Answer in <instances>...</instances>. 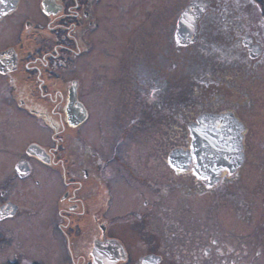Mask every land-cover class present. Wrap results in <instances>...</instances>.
<instances>
[{
	"label": "flooded vegetation",
	"instance_id": "af4514ba",
	"mask_svg": "<svg viewBox=\"0 0 264 264\" xmlns=\"http://www.w3.org/2000/svg\"><path fill=\"white\" fill-rule=\"evenodd\" d=\"M163 1L0 3V35L13 40L0 42V156L10 155L0 158V264L47 263L22 253L25 238L56 264H254L264 252L234 245L242 213L248 221L253 213L239 192L249 126L237 113L251 101L206 71L196 83L204 91L217 83L210 99L193 103L192 88L172 92L192 79L176 81L178 68L197 75L186 55H210L206 20L235 15L215 0ZM247 6L261 31L235 17L231 29L221 24L233 41L212 53L232 80L264 60V0ZM144 18H157L146 31ZM186 18H196L191 36ZM94 96L102 109L109 103L98 117ZM215 103L218 110L209 107ZM227 127L242 135L232 150L218 133ZM48 169L55 175L46 178ZM125 202L130 208L112 215ZM41 225L50 235L33 240ZM135 241L150 249L136 255Z\"/></svg>",
	"mask_w": 264,
	"mask_h": 264
},
{
	"label": "rangeland",
	"instance_id": "374dc122",
	"mask_svg": "<svg viewBox=\"0 0 264 264\" xmlns=\"http://www.w3.org/2000/svg\"><path fill=\"white\" fill-rule=\"evenodd\" d=\"M185 1L187 0H175V1L166 0L165 4L166 6L171 4L172 6L178 7L181 3ZM163 2L164 1L162 0V3ZM221 7H223V9L225 10V13H227L228 16L231 17L232 15H235V17L238 19L242 17L243 18L242 21L244 20L247 24H249V26L255 28L257 33L258 31L259 32L261 31L260 29L261 27L258 24L259 23L258 15H256L255 11H253L249 6H247V0H215L214 8L220 9ZM145 15H149V13H145ZM235 17L234 18H210L209 21L206 20L205 26L207 28H210V32H209V29H206L207 34H206L205 40L208 42V48L212 46L211 50H209L210 55H206L203 53V57H201L200 54L197 53V51L195 50H194L195 53L193 57L191 56V54L186 55V57H190V59L192 58L190 61L193 62V64L195 65L194 69L196 68L195 70L197 71V75H195V73L192 72L193 73L192 75L188 73V77L186 76V74L185 76H183L184 72L179 71L180 69H183V67L181 66L180 68H178L179 70H176L177 76L175 75L176 81H179L180 79H185V78L187 79L192 78V79L188 80L187 85L185 84L183 85V87L176 85V89L175 90L172 89V92L176 91L177 95H181L182 90L186 89L189 92L190 89L192 88L193 97L191 101L193 103H195L196 100H199L200 97L202 96H203L202 98L210 99L211 94L213 95L214 92L216 93L215 90L217 87V83H211L210 81L207 80L209 87L205 91L204 89L201 88L200 86L201 83H196L201 78V76H199L198 74H200V72L202 71H206L209 73H214L213 76L215 75L214 78L217 79L218 84L220 82L225 81V82L231 83L232 85H235L237 90L243 94H246L248 96V99L251 101L250 104H248L246 108L244 107L237 108V113L241 117V119L245 122V124L249 126L248 140H247L248 162L246 166L243 168L242 173H241L242 180H241V187H240L239 192H241L243 196H247L250 202H252V205L250 204V207L252 208L251 213L252 212L253 213H252L251 220L248 221L245 214L241 212L242 215L240 217L239 224L236 225V228L238 229L237 235H239L242 239L240 241L236 240L234 242V245L236 247L240 246L242 251L245 249L247 251L256 250L258 249L257 246L259 245H260V248L264 250V60L258 63L257 69L251 68L253 72L250 73L249 75H246V73H243L242 70L234 71L233 80L230 79L229 77H223L222 71H220V68L219 69L217 68L216 70V67H214V64L216 63L214 64L211 63L214 60L213 59L214 55H212V53H216V56L219 55L218 53L220 52L218 50L220 49L221 44L228 45L229 43L233 41L234 37L229 36V32L227 31V29L226 31H223L221 24L225 23L226 25H228V28L231 29L232 25L230 22L232 19L237 21ZM144 19H145V22H144L145 29L144 30L146 31L147 22H149L150 25H152L156 21L157 18H151L150 21H148V18H144ZM168 19H171L172 21H174L176 18H168ZM218 19H221V21H219ZM159 20L161 21V27H163V23L165 22V19L159 18ZM121 34H122L123 39L128 40L130 33L123 31ZM256 40L258 42L262 41L261 37L259 38L258 36ZM1 41H5V43L13 42V40L8 39L6 38V36L4 37L3 35H0V42ZM2 45L3 44H0V46ZM161 45L162 46L169 45L167 37L163 36L161 38ZM218 64L219 63H217V65ZM218 71H220L221 74ZM226 92L227 91H225V93ZM95 96H94L95 101L93 98H90V97H89V101L90 103L92 102L93 105L95 103L96 106H93V107L98 117V114L101 113L100 111L103 110L104 112V110H106L105 107L109 103H106L104 108L102 109L103 105H100V102H98L99 97H95ZM115 107L116 106H114V109ZM209 107L213 109L215 108L216 110H218L216 103L209 105ZM224 108H225L224 105H222L220 102L219 110H223ZM102 130H104L103 127L97 126L96 134L97 136H99V138H100V135L102 134ZM37 131H38L37 129H34V133ZM44 138L48 139L45 132H44ZM182 138L183 137H181L178 132V135L176 138V145H179L182 143ZM8 156H10L8 153L7 154L1 153L0 158L6 161ZM146 162H149V161H146ZM160 164L162 163L160 162ZM153 165L155 164L153 163ZM149 172H150L149 175L155 174V170H152ZM159 173H163L161 169ZM45 174L47 178V176L51 177L55 175V172L51 169H48L46 170ZM145 175H148V172ZM115 182L117 186H120L119 189H120V192H122L123 190L121 186H124V185H121L120 181L117 178H115ZM52 190H54V188ZM124 192H125L124 193L125 195L124 199H125L128 190L125 189ZM120 198L121 197H117L118 202H121L122 198L121 199ZM140 203L142 204V201ZM121 204L122 203H119L117 206L113 208L114 211L116 212H114L112 215H121L117 212H122L123 211L122 208H125V209L130 208L127 202H125L123 206ZM204 204L205 202H202V204L200 205L201 206L200 208H205ZM247 209L249 210V208ZM242 211L246 212V209ZM35 233L36 235L33 236V240L42 239V237H44V233L50 235L49 231L44 230L43 225L38 226L35 229ZM131 238L133 239V237ZM28 243H31V241L25 238V244L23 243L21 244L24 247V250L26 251L22 253L26 255V257L31 258V259L38 258L39 260H43V261L45 260V262H47L46 264H56V262L48 261L46 258H44L43 250L41 249L35 250L34 248L30 247V244L28 245ZM130 243L132 244L131 241ZM134 243L136 244V246H133V249H134L135 254L138 256L148 251L147 249H150V247H144L143 244L140 242L137 243L135 241ZM254 264H264V252L260 256V258L256 260V262H254Z\"/></svg>",
	"mask_w": 264,
	"mask_h": 264
},
{
	"label": "water",
	"instance_id": "95a60500",
	"mask_svg": "<svg viewBox=\"0 0 264 264\" xmlns=\"http://www.w3.org/2000/svg\"><path fill=\"white\" fill-rule=\"evenodd\" d=\"M186 19H188V23L189 24L191 23V26L189 28L190 36H191L193 30L195 29V20H196V18H186ZM183 23L184 22H182V24ZM207 118H209V117H207ZM201 120L202 121H205V117H203ZM215 120L218 121L219 123H221V122L224 121L222 119H217V118H215ZM226 126H230V125L227 124ZM218 133L220 134L221 139H224L225 140V143H227L229 145V147H231V150L234 148V145H240V144H242V135L241 134L239 135L238 133L234 132L229 127L225 128L224 130H219ZM202 141H203L202 136H200V135L197 134V146L199 148L202 147ZM231 150H227V151H231ZM178 153H179V151H177L173 156L176 157L178 155Z\"/></svg>",
	"mask_w": 264,
	"mask_h": 264
},
{
	"label": "snow or ice",
	"instance_id": "6c2138e0",
	"mask_svg": "<svg viewBox=\"0 0 264 264\" xmlns=\"http://www.w3.org/2000/svg\"><path fill=\"white\" fill-rule=\"evenodd\" d=\"M6 2V0H0V3H5Z\"/></svg>",
	"mask_w": 264,
	"mask_h": 264
}]
</instances>
